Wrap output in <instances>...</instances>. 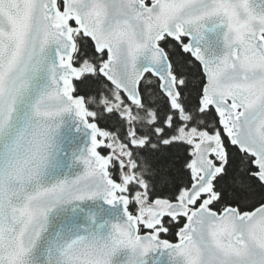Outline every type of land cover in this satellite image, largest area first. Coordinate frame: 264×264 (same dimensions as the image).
Returning <instances> with one entry per match:
<instances>
[{
	"label": "snow or ice",
	"instance_id": "1",
	"mask_svg": "<svg viewBox=\"0 0 264 264\" xmlns=\"http://www.w3.org/2000/svg\"><path fill=\"white\" fill-rule=\"evenodd\" d=\"M0 264H264V0H0Z\"/></svg>",
	"mask_w": 264,
	"mask_h": 264
},
{
	"label": "water",
	"instance_id": "2",
	"mask_svg": "<svg viewBox=\"0 0 264 264\" xmlns=\"http://www.w3.org/2000/svg\"><path fill=\"white\" fill-rule=\"evenodd\" d=\"M82 140H83V138L81 137L79 142H82ZM83 207L85 208L86 211H90V210H94L96 208L103 207L106 209L107 216H109L111 218H116V217L120 216V209L119 208H107L106 206H104L102 204V202H97L95 204L88 203V204L83 205Z\"/></svg>",
	"mask_w": 264,
	"mask_h": 264
}]
</instances>
